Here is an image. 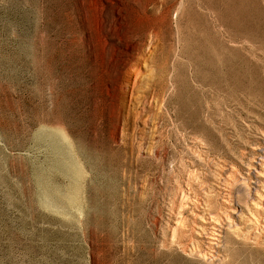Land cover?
<instances>
[{"label": "rangeland", "instance_id": "374dc122", "mask_svg": "<svg viewBox=\"0 0 264 264\" xmlns=\"http://www.w3.org/2000/svg\"><path fill=\"white\" fill-rule=\"evenodd\" d=\"M262 135L264 0H0V264H264Z\"/></svg>", "mask_w": 264, "mask_h": 264}, {"label": "bare ground", "instance_id": "6f19581e", "mask_svg": "<svg viewBox=\"0 0 264 264\" xmlns=\"http://www.w3.org/2000/svg\"><path fill=\"white\" fill-rule=\"evenodd\" d=\"M256 139H257V144L255 145L254 152L252 153V158H253L252 161H254V158L257 159L259 161V164L257 165L261 167V164L262 166L264 164V135H262L261 137H257ZM236 175H238L239 178L236 179ZM236 175L235 177H233L231 181H233L234 185L236 184L237 180L241 181V182L238 181L240 186L239 189H236L238 188L237 186L235 187L236 189L235 192L242 193V196L244 195L243 197L245 198V200L241 201L243 205L240 204L238 201L235 202L232 201L231 200L232 192L228 191L226 192V194H224L225 195L224 197H226V199L223 200L220 197V199L223 200L222 203H225L224 206L222 205L223 210H221V212H213V211H209L210 209L208 210V208L206 209L204 208L203 211L204 217L202 221L199 220L198 211L195 213L194 219H197L199 221L198 228L203 230L204 226L210 225L212 227L213 234L211 235L209 240V243L211 245H216L222 239H224L222 235H220V233H221V229H223L225 226H226L225 228L233 227L235 229H238L239 232L242 233V230H246L247 224L249 226V223L252 220H254L256 225H259L258 221L264 222V172L258 171L256 169V164L254 165L250 164L249 167L247 166L244 175L239 176V174L237 173ZM261 227L264 228V224ZM250 228L251 227H249L248 229Z\"/></svg>", "mask_w": 264, "mask_h": 264}]
</instances>
